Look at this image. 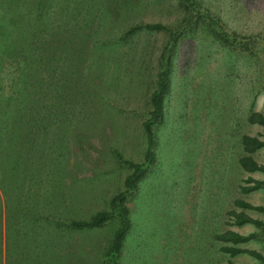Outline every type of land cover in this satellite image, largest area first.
Here are the masks:
<instances>
[{"label": "rangeland", "instance_id": "obj_1", "mask_svg": "<svg viewBox=\"0 0 264 264\" xmlns=\"http://www.w3.org/2000/svg\"><path fill=\"white\" fill-rule=\"evenodd\" d=\"M107 1L0 0V58L5 60L0 64H21L31 82L40 68L44 88L32 86L38 102L48 108L44 115L22 108L21 115L15 107L19 98L9 96L17 90L19 97L26 96L24 105L29 104L32 87L28 82L4 86L3 79L13 82L17 73L6 75L2 71L0 104L8 107L10 115L5 121L0 119V127L4 134L11 133L13 125L17 129L14 127L16 134L0 143L12 145L13 150L19 148L20 157L10 160V165H15L10 168L11 175L0 177V264L7 262L5 243L13 232L7 228L11 210L26 213L22 203L31 200V192L38 190L42 201L55 184L64 192L56 197L59 201L69 187L74 191L78 188L86 206L69 216L88 217L107 208L112 195L123 189L130 168L117 153L132 160L143 157L146 142L141 122L147 116L154 64L167 34L145 29L125 31L140 21L175 25L183 16V4L181 0ZM198 1L219 16L227 29L260 33L264 43V0ZM176 50L166 118L156 128V161L129 199L133 228L124 241L120 264H227L229 259L235 264H262L246 253L229 256L220 249L227 243L216 240L214 233L226 229L254 232L253 238L239 245L264 254V226L234 224L229 215L230 210H244L264 221L263 211L234 204L236 198L264 204V183L247 193L240 190L247 177L264 180V173L245 171L237 161L243 153L242 134L264 138V129L246 120L254 94L253 109L264 113V50L258 55L226 47L209 31L205 35L203 27L182 39ZM24 55L27 57L20 63ZM33 58L38 61L32 62ZM136 60L142 65L140 71ZM28 127L37 131L26 133ZM252 155L264 163V146ZM0 156L5 162L4 155ZM39 159H56L53 173H48L50 168L38 163ZM32 168L38 172L30 177L37 180L33 183L24 180L29 178L27 169ZM41 206L33 209L30 222L20 219L16 230L21 233L18 227L41 224L68 236L66 225L61 223L64 215ZM116 226L113 219L91 235L100 239L91 256L96 261L85 264H100L96 257ZM54 235L46 242L58 256L64 254L70 261V255L74 262H79L77 257L89 258V251L83 252L87 246L66 252L55 245ZM48 259H43L46 264H58Z\"/></svg>", "mask_w": 264, "mask_h": 264}, {"label": "trees", "instance_id": "obj_2", "mask_svg": "<svg viewBox=\"0 0 264 264\" xmlns=\"http://www.w3.org/2000/svg\"><path fill=\"white\" fill-rule=\"evenodd\" d=\"M109 1L110 0L107 2ZM181 3L183 4L184 13L175 25L170 26L159 21H140L134 25H131L125 31L126 34L133 33L139 29L164 31L167 34V40L161 47L156 57V62L154 64V85L149 94L147 102V116L141 122V129L145 136L146 142L143 157L141 160H132L124 158L120 153H117L119 160L130 168L129 173L124 178L123 189L112 195L107 208L96 210L88 217L69 216L76 210L81 211V209L84 208V205L86 206V201L82 197V192H79L78 188L74 191L69 187V192L67 195H62L59 201L56 199V197L64 192H62L63 188L60 189L59 186H56L55 184L50 185L49 189L45 192V197H43L42 201L37 197L38 190H36L35 193L31 192L29 195L31 200L22 203L23 207L27 211L26 213L21 214L20 211L17 212V210H14L13 212V210H11V225L7 228L9 230L11 229L13 232L10 231V235H7L6 238V264H46V261L43 260L45 257L47 259L49 258L48 260L58 264L59 262H68V264L88 263L90 260H95L94 257H91L94 254L92 252L95 249L94 245L96 244V241H100V239L95 240L93 237H91V235L94 234V232L102 225L113 219L117 221V226L114 229L111 238L108 240L104 250H101V252L99 250V255H97L96 258H99L100 264H120L124 256V241L127 238V235L131 233L133 228L132 211L129 206V199L136 193L140 180L147 174L150 167L156 161L155 148L158 140L156 128L158 125H161L166 118V96L169 94L173 86V61L175 54L177 53L176 49L179 45V42L184 38H190L191 34L194 33L197 27H203L205 35L206 30L209 31L210 35L215 38L217 42H220L226 47L235 48L250 54L255 53L258 55L259 52L264 50V43H262L263 37L260 33L242 34L236 30L227 29L220 17L215 15L214 12L210 11L207 5L202 4L198 0H181ZM14 31L18 32L19 36L22 34H20L19 30ZM30 44L32 43L30 42ZM26 57L27 55L21 56L19 62L21 63ZM38 60L37 58H33L31 61L37 62ZM0 61L5 60H3V57H1ZM135 66L137 70H141L142 65L138 60H136ZM40 67L42 68L41 65ZM2 71L6 75H13L14 73H17L16 80L13 82L11 80L8 81L9 79L7 78L3 79L4 86L9 88L11 85L15 87L16 83H22L26 85V82H28L32 87V91L28 92L29 104L26 102L24 105V98L26 96L19 97L17 90L13 92L11 96H9L12 99L19 98V101L15 102L17 103L15 107L19 112L20 110L23 112L21 115H24L23 109L30 110V112L33 109L41 112L43 115L46 114L48 108L45 104L38 102L36 97V88L32 86L38 84L39 86L37 89L42 90L44 88L43 84L41 83V81L44 79V76H42V70L40 68L39 72H36L38 74H36V78H34L32 82L26 80L27 75L23 73L21 64H10L5 66L2 63L0 64V74L4 78L5 75ZM0 83L2 85V82ZM59 85L65 86V84ZM96 86L99 87V84H96ZM261 87L264 89V75L262 76ZM14 90L15 89L13 88L12 91ZM255 97L256 95L254 94L251 98L250 111L246 117V120L249 123H256L264 129V113L260 110L253 109ZM17 106L19 108H17ZM55 109H58V104H56ZM9 115L10 113L8 111V107L5 104H0V119L5 121ZM14 127L17 129V126L13 125L12 132L7 134H4V130L2 131L0 127V140H5V137L8 138L12 137V135H15L16 131ZM89 128L94 130V127H91V124H89ZM36 131L37 129L33 127H28L25 129L26 133H35ZM240 144L243 151L237 160L240 167L245 171H260L264 173V163L257 161L252 155L255 150L264 146V138H262L259 134L244 133L241 135ZM11 146L12 145H7L5 147L0 143V155H4L5 159V162L2 161L1 159L3 156H0V177L2 176L3 178L9 177L11 175V171H13L10 168L15 166L12 164L10 165V160H13V158L18 159L20 157L19 148L16 147V149L13 150V146L12 148ZM55 162L56 159L47 160V162L44 159L38 160V163H43V165H46L50 168V171L48 172L50 174L53 173V167L56 166V164H54ZM16 170L17 168H15L14 171L16 172ZM55 170L56 168L54 171ZM28 171L30 172L28 173ZM37 174L38 172L34 170V168L27 169L26 176L29 178H24V180L31 179L30 181L33 183V180H37H32L30 177H36ZM22 176L25 175L22 174ZM54 183L56 182L54 181ZM263 183L264 180L249 176L245 179L244 183L240 185V190L244 193H247L261 187ZM234 204L242 208H251L264 212V204H254L243 198H236L234 200ZM39 205H42L41 207H47L51 211L58 210L59 213L61 212L60 214L64 215L65 219L61 220V223L66 225V230L69 232L68 236L65 233L62 235L60 233L61 231L53 230L54 228H46L45 225H38L37 223V226L30 224L25 228L23 226L22 228L18 227L21 233L16 230L17 222H19L20 219H22V222L25 220L30 222L29 217L31 212H34L33 209ZM21 208L22 207L18 208V210H21ZM229 215L232 218L231 222L234 224L239 225L246 222H251L260 227L264 226V221L251 216L244 210L233 209L229 211ZM20 234L22 236L21 238L19 237ZM52 235H54L55 245L57 244L58 246L63 247L66 252L74 251L75 248L78 247L82 248L83 246H87L88 249L86 251L83 249L82 250L84 253L89 251V258L81 260L77 257L76 260L79 262H74V259L71 261L72 257H70V255L68 256L70 261H68L64 254L62 256H58L56 249L54 250L52 248H48L47 242L48 240H52ZM255 235L256 233L254 232L242 233L237 230L226 229L224 231L214 233V238L218 241L227 243L221 245L220 249L229 256L239 253H246L264 264V254L262 252L255 248L239 245L249 241ZM66 255L68 254L66 253ZM227 264L235 263L229 259Z\"/></svg>", "mask_w": 264, "mask_h": 264}]
</instances>
